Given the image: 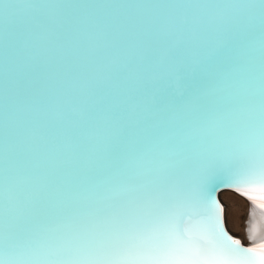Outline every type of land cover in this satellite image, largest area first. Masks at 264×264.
<instances>
[{
	"label": "snow or ice",
	"instance_id": "6c2138e0",
	"mask_svg": "<svg viewBox=\"0 0 264 264\" xmlns=\"http://www.w3.org/2000/svg\"><path fill=\"white\" fill-rule=\"evenodd\" d=\"M4 7L0 264H264L216 195L264 210V0H23L51 55L17 40ZM121 41L136 67L94 63ZM120 70L124 104L93 115ZM69 92L85 131L46 134Z\"/></svg>",
	"mask_w": 264,
	"mask_h": 264
},
{
	"label": "water",
	"instance_id": "95a60500",
	"mask_svg": "<svg viewBox=\"0 0 264 264\" xmlns=\"http://www.w3.org/2000/svg\"><path fill=\"white\" fill-rule=\"evenodd\" d=\"M23 2V0H0V37L3 35L4 28V13H5V5H9V13L12 21L14 23H10L9 29L10 31L16 34V38L19 41H23L25 39L31 38L34 46L37 50L47 52L49 55L53 54L52 50L54 49V43H45L39 41L35 38L34 35H30L32 33L38 32L39 30L34 27L32 22H26L25 18H23L19 12V5ZM95 2H110V0H95ZM114 2H135V0H114ZM91 30V29H90ZM89 47V41L86 37L82 38L80 41V47L77 53H73L69 57V62L74 61L77 56H83L86 54L87 49ZM114 54H119L122 57H125L129 60V67H136L137 59L135 54L130 50L128 42L121 41L114 44L110 48H101L96 55L93 57L94 63H103L107 56H111ZM59 67L60 65H56ZM126 76V71L120 70L114 76V81L118 85V87L107 89L101 88L97 90V96H105L103 104H101L97 110L93 111L92 114L95 115L96 111L102 108H106L111 104H121L123 105L126 100V92L125 89L127 84L124 80ZM83 98L76 92H69L63 97L62 110H63V119L60 121H51L46 123V127L44 131L48 135H52L53 133H62L63 131L70 132L74 137H79L83 131H85L84 126L79 124V118L75 112V108L78 107L82 103ZM121 113L123 114V107L121 108ZM225 191H232L228 188H221L217 190V199L220 201L219 196L221 193ZM239 194V193H238ZM222 204V203H221ZM225 215V214H224ZM226 230L228 231L227 221L225 219ZM229 235L233 236L236 239H240L235 237L230 231H228ZM245 246V245H244ZM249 247V246H245Z\"/></svg>",
	"mask_w": 264,
	"mask_h": 264
},
{
	"label": "rangeland",
	"instance_id": "374dc122",
	"mask_svg": "<svg viewBox=\"0 0 264 264\" xmlns=\"http://www.w3.org/2000/svg\"><path fill=\"white\" fill-rule=\"evenodd\" d=\"M234 192V191H233ZM225 191L221 193V201L225 206V217L230 231L247 245H252L249 225L252 220V203L238 193ZM232 194V195H231Z\"/></svg>",
	"mask_w": 264,
	"mask_h": 264
},
{
	"label": "bare ground",
	"instance_id": "6f19581e",
	"mask_svg": "<svg viewBox=\"0 0 264 264\" xmlns=\"http://www.w3.org/2000/svg\"><path fill=\"white\" fill-rule=\"evenodd\" d=\"M233 192V191H232ZM234 193V192H233ZM236 193V192H235ZM221 195V194H220ZM219 195V196H220ZM232 195V194H231ZM240 195V194H239ZM241 196V195H240ZM221 201V199H220ZM252 202V201H251ZM222 203V201H221ZM252 205V220L250 221L249 228L252 227L253 224L258 225L259 232L256 236V239H251L252 245H247L243 241L242 244L245 246L253 247L256 245H259L261 243H264V210L260 209L255 203H250ZM223 205V204H222ZM224 206V205H223ZM225 207V206H224ZM224 214H225V208H224ZM226 219V217H225ZM227 221V220H226ZM228 231H230L229 226L227 227ZM231 232V231H230ZM232 233V232H231ZM233 234V233H232ZM250 234V233H249ZM235 236V235H234ZM236 237V236H235ZM241 240V239H240Z\"/></svg>",
	"mask_w": 264,
	"mask_h": 264
}]
</instances>
